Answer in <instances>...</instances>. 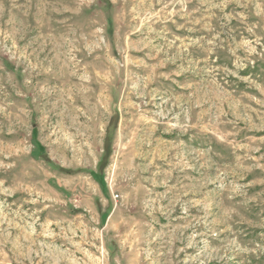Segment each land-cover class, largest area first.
I'll list each match as a JSON object with an SVG mask.
<instances>
[{
  "label": "rangeland",
  "instance_id": "374dc122",
  "mask_svg": "<svg viewBox=\"0 0 264 264\" xmlns=\"http://www.w3.org/2000/svg\"><path fill=\"white\" fill-rule=\"evenodd\" d=\"M0 264H264V0H0Z\"/></svg>",
  "mask_w": 264,
  "mask_h": 264
},
{
  "label": "trees",
  "instance_id": "16d2710c",
  "mask_svg": "<svg viewBox=\"0 0 264 264\" xmlns=\"http://www.w3.org/2000/svg\"><path fill=\"white\" fill-rule=\"evenodd\" d=\"M117 123H118V121L114 120L113 122H111L109 127L110 128L113 127L116 130L117 129ZM110 155H111V150H110V139H109V140H107V144L105 146V153H104L103 158L99 164V170H102L105 167V165H107V162L110 158Z\"/></svg>",
  "mask_w": 264,
  "mask_h": 264
}]
</instances>
